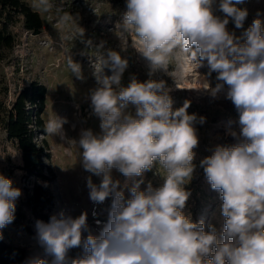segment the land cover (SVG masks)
Listing matches in <instances>:
<instances>
[{"label": "clouds", "instance_id": "9594fccd", "mask_svg": "<svg viewBox=\"0 0 264 264\" xmlns=\"http://www.w3.org/2000/svg\"><path fill=\"white\" fill-rule=\"evenodd\" d=\"M244 3L126 0L116 24L122 36H135V50L150 63L149 76L166 72L170 56L179 50L187 72L206 67L200 88L213 98L222 95L238 113V120L228 121L226 133L234 143L217 144L199 164L210 188L220 195L223 229L209 224L206 230L203 220L194 222L184 211L191 195L185 185L196 167V124L203 125L206 118L189 114L187 101L174 109L172 88L164 80L140 82L133 76L122 86L129 62L121 51L126 49L106 48L101 41L94 49L96 86L87 96L99 131L81 129L78 138H69L67 119L52 114L44 132L77 148L80 166L90 173V201L103 204L110 199L107 218L96 221L98 233L86 211L37 220L36 240L50 259L32 258L27 264H264V22L253 20L240 36L227 27L231 21L236 29L244 28L248 10L238 7ZM34 6L51 7L49 0ZM61 22L75 24L73 37H83L70 13ZM67 66L72 77L86 79L70 56ZM214 73L213 87L208 78ZM154 168V175L162 178L158 186L144 179ZM114 170L125 178L123 185ZM21 195L0 174V238L15 220ZM73 250L79 251L72 255Z\"/></svg>", "mask_w": 264, "mask_h": 264}, {"label": "rangeland", "instance_id": "374dc122", "mask_svg": "<svg viewBox=\"0 0 264 264\" xmlns=\"http://www.w3.org/2000/svg\"><path fill=\"white\" fill-rule=\"evenodd\" d=\"M21 1L39 14L43 30L38 35H33L24 29L20 20L9 25L14 45L12 48L0 49V103L9 106L20 90L36 82L46 88L45 108L41 114L43 124L55 114L67 119L64 131L69 138H78L81 129L91 128L98 132L99 118L93 115L90 101L87 99L89 89L96 86L92 76L96 62L94 49L101 41L105 42L106 48L117 51L126 49L121 51V55L129 62L122 76V86H127L133 76L140 82L148 79L164 80L166 85L172 88L170 96L174 109L182 107L187 101L189 114L195 113L198 117L206 118L203 125L196 124L199 136V145L194 149L196 156L193 163L196 167L191 180L185 185L191 195L184 211L185 214H190L194 222L203 220L206 230L209 224H214L218 230H222L220 195L210 188L199 164L204 157L211 155L217 144L234 143L232 137L226 133L228 121L238 120V113L232 103L222 95L213 98L208 91L200 88L202 77H206V67H199L195 72H187L183 53L176 50L169 58L166 72L158 71L149 76L150 63L135 50L137 47L135 36L132 34L122 36L116 29V24L126 11V0L115 2L49 0L51 7L47 10L42 6H34L39 0ZM238 7L246 8L248 17L243 29H236L230 21L227 26L230 32L240 36L253 20L260 19L264 22V0H245V3ZM65 13H70L76 19L77 25L84 30L83 37H73L76 31L75 24L61 22V17ZM216 14L222 16L219 11ZM89 40L92 41L91 45L87 44ZM69 56L81 65L85 80L72 77L67 66ZM104 74L111 75L107 69L104 70ZM208 79L210 85L214 87L215 73ZM129 110L134 112L131 105ZM35 140L48 153L49 156L44 161L53 171L49 188L55 204L50 215L64 212L65 215L75 217L86 211L89 225L98 233L99 226L96 221L106 220L110 199L103 204H94L90 201L86 187V178L90 173L85 172L80 166L77 148L67 145L59 136L46 135L44 127L36 131ZM20 166V152L13 142L7 140L0 125V174L10 178L13 186L22 191L21 197L16 201L15 220L2 230V238L26 248L27 264L32 258H50L46 257L44 249L38 244L33 217L30 210L23 205V194L28 184ZM154 172L155 168L145 173L144 179L158 186L162 183V178L154 175ZM113 176L124 184L125 178L115 170ZM92 178L95 183H99L98 177ZM131 183L128 181L129 187ZM125 194L128 195L127 191ZM202 216L204 217L201 219ZM24 225L31 227L34 233L24 231ZM77 251L79 250H73L71 254L75 255Z\"/></svg>", "mask_w": 264, "mask_h": 264}, {"label": "trees", "instance_id": "16d2710c", "mask_svg": "<svg viewBox=\"0 0 264 264\" xmlns=\"http://www.w3.org/2000/svg\"><path fill=\"white\" fill-rule=\"evenodd\" d=\"M16 20H20L24 29L33 35L43 30L39 14L25 2L0 0V49L13 47L14 39L9 25ZM45 101V86L34 82L20 90L9 106L0 103V125L7 140L13 142L20 152V168L30 185L25 187L23 205L30 210L34 224L37 220L47 222L55 204L49 188L53 171L44 161L49 155L35 140L36 131L44 127L41 114ZM23 228L29 234L34 233L27 225ZM0 264H26V248L0 238Z\"/></svg>", "mask_w": 264, "mask_h": 264}, {"label": "bare ground", "instance_id": "6f19581e", "mask_svg": "<svg viewBox=\"0 0 264 264\" xmlns=\"http://www.w3.org/2000/svg\"><path fill=\"white\" fill-rule=\"evenodd\" d=\"M204 216L201 217V219L203 218Z\"/></svg>", "mask_w": 264, "mask_h": 264}]
</instances>
